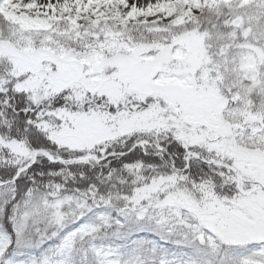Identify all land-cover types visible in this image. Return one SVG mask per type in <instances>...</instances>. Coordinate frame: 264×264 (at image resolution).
Instances as JSON below:
<instances>
[{
    "label": "snow or ice",
    "instance_id": "obj_1",
    "mask_svg": "<svg viewBox=\"0 0 264 264\" xmlns=\"http://www.w3.org/2000/svg\"><path fill=\"white\" fill-rule=\"evenodd\" d=\"M0 264H264V0H0Z\"/></svg>",
    "mask_w": 264,
    "mask_h": 264
}]
</instances>
